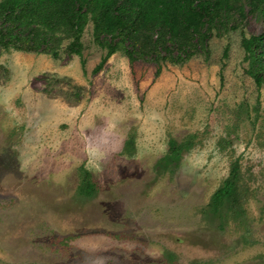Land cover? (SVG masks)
Here are the masks:
<instances>
[{
	"label": "rangeland",
	"instance_id": "rangeland-1",
	"mask_svg": "<svg viewBox=\"0 0 264 264\" xmlns=\"http://www.w3.org/2000/svg\"><path fill=\"white\" fill-rule=\"evenodd\" d=\"M239 39L211 36L206 58L156 75L121 52L91 74L104 50L90 24L80 57L0 48V264H264V85ZM188 135L174 172L157 173ZM234 164L244 214L220 226L209 198Z\"/></svg>",
	"mask_w": 264,
	"mask_h": 264
},
{
	"label": "trees",
	"instance_id": "trees-1",
	"mask_svg": "<svg viewBox=\"0 0 264 264\" xmlns=\"http://www.w3.org/2000/svg\"><path fill=\"white\" fill-rule=\"evenodd\" d=\"M248 17L260 23L258 34L242 32ZM87 24L92 42L104 50L91 74L101 70L113 53L121 52L129 62L157 65L156 75L163 63H183L201 53L206 58L211 36L240 29L245 73L257 89L264 85V0H0V48L4 50L54 59L60 51L80 57ZM80 65L84 66L82 58ZM191 146L190 135L169 139L157 173L174 172ZM94 189L89 173L81 169L77 193L89 197ZM246 196L234 164L210 195V214L220 226L226 219L236 220L244 214Z\"/></svg>",
	"mask_w": 264,
	"mask_h": 264
},
{
	"label": "clouds",
	"instance_id": "clouds-1",
	"mask_svg": "<svg viewBox=\"0 0 264 264\" xmlns=\"http://www.w3.org/2000/svg\"><path fill=\"white\" fill-rule=\"evenodd\" d=\"M89 155L94 156L96 159L102 158V153H99L96 149H92L89 152ZM98 259H102V258H98Z\"/></svg>",
	"mask_w": 264,
	"mask_h": 264
}]
</instances>
